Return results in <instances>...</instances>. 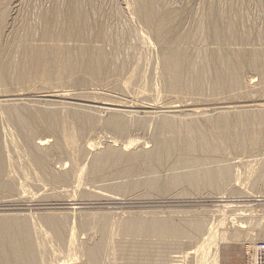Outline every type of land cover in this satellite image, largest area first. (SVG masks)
I'll return each mask as SVG.
<instances>
[{"label": "rangeland", "instance_id": "374dc122", "mask_svg": "<svg viewBox=\"0 0 264 264\" xmlns=\"http://www.w3.org/2000/svg\"><path fill=\"white\" fill-rule=\"evenodd\" d=\"M151 1L157 16L146 23L138 0H0V58L9 67L0 81V219L28 223L36 264H90L88 251L96 246V264H215L218 242L217 264H245L246 250L264 243V131L245 118L264 111V82L257 68L245 66L244 92L225 91L204 68L209 57L218 56L216 66L224 75L226 55L264 54V0ZM75 11L85 16L83 37L65 38L66 17ZM207 12L210 22L212 15L225 27L234 25L239 38L205 37ZM34 48L61 51L65 64L59 81L14 84L26 49ZM96 51L114 73L105 71L95 81L82 66L69 65L70 58L86 60V53ZM176 51L185 55L184 75L196 83L197 95L171 83L167 57ZM40 108L55 115L60 136L30 118L32 132L19 131L23 112H44ZM195 109L206 115L197 112L196 118ZM114 115L122 122L120 134L107 124ZM222 115L232 119L227 135L213 124ZM165 117L176 122V131L163 129ZM188 123L206 145L197 139L188 146L181 142L189 135ZM141 149L154 156H141ZM36 152L47 158L55 176L41 170ZM125 152L138 157L128 161ZM106 154L108 162L98 164ZM223 172L220 187L203 185L209 174ZM255 196L262 201L254 202ZM52 218L63 223L52 220L54 229ZM157 222L179 228L200 222L205 228L194 239L125 228ZM212 226L206 247L194 255ZM238 231L239 240L219 239Z\"/></svg>", "mask_w": 264, "mask_h": 264}, {"label": "bare ground", "instance_id": "6f19581e", "mask_svg": "<svg viewBox=\"0 0 264 264\" xmlns=\"http://www.w3.org/2000/svg\"><path fill=\"white\" fill-rule=\"evenodd\" d=\"M138 1H139V4L142 6L141 9H142V14H143V20L146 23L151 22L157 16V12L153 9V6H152L153 2L151 0H138ZM84 17H85L84 14H82L81 12L75 11V12L70 13L66 17L67 24L64 28L65 31H64L63 36L65 38L66 37L69 38L70 36H72V37L77 36V37L82 38L83 35L81 33L82 32L81 26H82V21H83ZM209 17H210V15L207 12V14L204 17V21H203L205 37H208V38L212 37L213 39L215 38L218 40L219 39L229 40L233 37L239 38L235 33L234 25H230L229 27H225L224 24H221L219 17L216 19H213L214 16L211 15V18L213 20L211 22L209 21V19H210ZM209 22L211 24H209ZM44 30H45L44 36H47V33H49L50 29L47 27ZM97 36L100 38V34H97ZM26 51H27V57L25 58L26 60L21 63L18 70L16 71L17 74L14 76V84H20L21 83V85H23V84H27V83H32V81H34V79H36V78H38V79L40 78L45 82H47L48 80L49 81H56V82L60 80L61 70L65 64V59L60 57V55H61L60 50H57V49L43 50V49H39V48H34L33 50H27L26 49ZM89 51H92V49ZM62 52H64V51H62ZM214 54H212V55H214ZM85 57H86V60H80L78 58H76V59L70 58L69 65L71 66V68L73 70L80 69V66H82L81 69L83 68L82 70L83 71L85 70L84 71L85 73L92 75L93 78H95V81H96V79L99 78V75L103 74V72H105V71H107V73H110V74L114 73V71H112L111 69H107L104 66L105 57L101 51H99V52L96 51V53H90V54L86 53ZM216 57H218V56H216ZM216 57L211 56L212 59L214 58L213 60L212 59L210 60V57H209L204 64V68L205 67L207 69L209 68L208 70L210 71V75L212 77V82L216 86V88L223 87L224 90L230 89L231 92L235 91V90H241V89L243 91L244 90L243 86H245V84L244 85L242 84L243 82L240 80V77L242 75L241 73L243 72V70L246 69L245 66L257 68V70L259 71V73L262 77V81L264 82V54L258 55V54H250V53L247 54V53H243V52H241V53L240 52H234V55H232V54L226 55L225 61L228 63V66H227L226 62H225L226 63L225 66L228 67L227 68L228 72L225 71L226 74L224 73V75H222L223 74L222 72L221 73H219L220 71L218 72V68L220 65L216 66V64H217L216 62H218V60H220V59L216 58ZM184 58H185V55L182 54L180 51H176V52H173V53L168 55L167 66L169 67V69H171V72L173 75L171 79L174 80L171 83H174L175 84L174 86H176V88L178 87V88L183 89L184 87L185 88L190 87L189 88L190 92L197 95L198 91L196 90V83L193 81H191L189 83V81L187 82V79L185 78L184 73H186V69H185V59ZM222 60H223V58H222ZM218 64H220V62ZM77 67H79V68H77ZM8 68L9 67H8L5 59L0 58V81L5 80V77H6L5 73L8 70ZM107 77H108V75H107ZM260 81H261V79H260ZM262 81H261V83H262ZM194 85H195V90H194ZM214 85H212V86L215 87ZM263 86H264V84H263ZM176 88L174 90H176ZM261 88H262V86H261ZM212 89H214V88H212ZM178 90H180V89H178ZM178 90H176V91H178ZM214 92L215 91H213V93H212L213 95H214ZM63 95H61V96L63 97ZM191 96H192V94H191ZM35 105H34V107H35ZM106 105H102V106H106ZM31 107H33V106L29 105L28 109H30ZM169 107L172 108V106H169ZM174 107L175 106H173V108ZM263 107H264V105H263ZM173 108H172V110H173ZM32 109L30 110L31 112H32ZM36 109H38V107H35L34 111ZM40 109H42L44 112H41V110L39 112V110H37V112H38L37 114L34 113V111L31 114V113H25L26 110L25 111L23 110L24 112L22 111L24 117L21 119V121L16 123L19 131H22L24 136H28V134L30 132H32L31 128L34 126L33 125L30 128V126H31L30 123H37L40 125L39 128L40 127H42V128L46 127L45 129H47L49 132H51V133L54 132L55 134L57 133V135L60 136V134H58L59 131L57 130V127H56L57 122L55 120V115H53L52 112L46 113L44 108H40ZM167 109H168V107H167ZM189 109H190V107H189ZM169 110L170 109H168V111ZM172 110H170V111L172 112ZM178 110H180V109H178ZM194 112H196L195 116H196L197 112H198V114H201V116L204 113H206L205 110L203 111V110H196V109L194 110ZM194 112H193V114H194ZM33 113L36 115H34ZM205 115L206 114H204L203 116H205ZM81 117H82L81 114L76 115L77 123H78V121L80 122L82 120ZM198 117H199V115H198ZM28 118H30L32 120V122L29 123ZM196 118H197V116H196ZM245 118L248 122H250V120H251V122H253V123H257L259 125L261 124L260 127L263 126L262 131H264V111H262L258 114H255V115L247 116ZM239 119H240V117H239ZM213 120H214V118H213ZM231 120H232L231 118H228V117L222 115L221 117H219L217 119L215 117V121H214L215 123H213V124H217V126L222 127V131H223L224 135H227L230 133L229 130L232 126V124H230ZM86 121L88 122V124L91 122V118L89 115H88V118H86ZM175 123L176 122H174V120L169 119L168 117H165L164 121L162 122L163 129L165 128V129L176 131L177 126ZM107 124L108 125L110 124V126L112 128H114L117 132H119V134L122 132V129H123L122 128V122L118 116H116V115L111 116V118H110V120H108ZM242 124H244V123H242ZM186 126H187L186 132L189 135H187L184 140H181V142H183L185 146L192 144L194 141L193 139H197L199 142L204 143L206 145V140H203L202 138L196 136L197 130H196L194 124L188 123ZM37 129L38 128H36V130ZM54 133H52V134H54ZM260 137H262V136H260ZM63 138L65 139L66 137H63ZM66 139L69 140V138H66ZM68 142H70V141H67L66 144ZM257 142H258V139L256 141H254V143H257ZM60 143H61V141H60ZM71 143H70V146L73 145V143L72 144ZM136 144H139V143L136 142L135 144L132 143L131 145H136ZM44 146H45V144L42 145L43 148H44ZM60 146H63V145L61 144ZM56 148H57V146H56ZM58 148H59V146H58ZM46 149L48 150L49 148H46ZM69 149H71V148L69 147ZM162 149L164 150V154H166L167 152L169 153L171 147L168 144V145L163 146ZM45 150H44V152L46 153ZM138 151L141 153L140 154L141 156H148V157L154 156L153 154H149L147 151H144L143 149H141V151L140 150H138ZM35 154H34L35 157H33V158H34V160L36 159V161H38L40 163L39 167L41 166V170L43 172H45L46 174H50L52 176H55L54 174L49 173L48 165L46 162L47 158H45L43 153L36 152ZM136 154H138V153L134 154V153L125 152L122 154V156H123L122 158H125L128 161H134L138 157ZM108 155L106 154V155L100 156L98 164L99 163H104V164L107 163L108 159H109V157H107ZM122 158H116V160L122 159ZM159 159L160 158H158V160ZM225 179H226V174L224 172L219 173V174L218 173L217 174H209L207 177L204 178L203 185L204 186H210V187L211 186H213V187L219 186L220 187L221 185H223V183H224L223 181ZM255 198H256V200H253L254 202L262 201L259 198V196H257V197L255 196ZM70 205H72V204H70ZM50 220L51 221L52 220L58 221L61 224L63 223V220H60V219L52 218ZM27 224L21 222V220L19 222L17 220L16 221L15 220L5 221V220L0 219V229L3 233V235L1 236V239H0V247L2 248V251L0 252V260L2 261V264H36L35 259H34V257H35L34 251H37V250H33V247H31V245H29V235L26 233V230L30 226L28 227ZM51 225L53 226L54 229H56L54 227L55 224L53 221L51 222ZM238 226L243 228V226L240 225V223ZM125 228H127V230L134 232V233H137V234H139V233H147V234H152V235L155 234V235H158L160 237H162V236L167 237V235L172 236V235L185 234L187 236V238L189 237V238L194 239V238H198V237L203 236V231H204L205 227H204V225L202 226V224L200 222L188 223L185 225H181L180 228L175 227V226H171L170 224H168L166 222L165 223H158L157 222V223H153V224H145V223L126 224ZM101 230H104V229L101 228ZM212 230H213V226L204 234L207 237L204 239L201 238V243L198 246H196L195 251H194V255H196V254L199 255L202 253V251L204 250V248L207 245V241H208L207 239H209L210 236L212 235ZM30 235L32 236V234H30ZM240 235H241L240 232L239 233L230 232L229 234L224 232L223 234L219 235V239L221 242H225V240H229V239L235 241V240H239ZM174 237H176V236H174ZM248 242H249V240H248ZM219 244H220V242L217 243L215 252L213 253V258L211 259L215 264H217V262H219L218 261L219 258H218V254H217V249H219ZM246 246L247 247L245 248V250L247 248H249L248 245H246ZM99 248H100L99 246H96V248L89 249L88 258H90V261H89L90 264H96V262H97L96 260L98 258L97 255H98ZM36 254H37V252H36ZM247 254L248 253H245L244 258ZM38 256L39 255L37 254V257ZM249 256H251V255H249ZM183 257H185V256H183ZM251 257H250V259H251V264H252L254 260H253V257L252 258Z\"/></svg>", "mask_w": 264, "mask_h": 264}, {"label": "built area", "instance_id": "2783aa9c", "mask_svg": "<svg viewBox=\"0 0 264 264\" xmlns=\"http://www.w3.org/2000/svg\"><path fill=\"white\" fill-rule=\"evenodd\" d=\"M246 253L248 254L244 258L245 264H251V259H250L251 256L253 257V260H254L252 264H264V243L263 242H260L254 245V247L251 250L250 248L247 249Z\"/></svg>", "mask_w": 264, "mask_h": 264}]
</instances>
